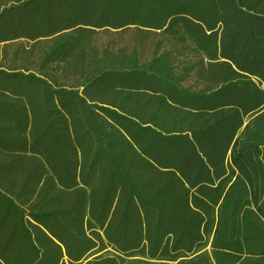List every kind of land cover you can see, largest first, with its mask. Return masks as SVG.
I'll use <instances>...</instances> for the list:
<instances>
[{"label":"trees","instance_id":"obj_1","mask_svg":"<svg viewBox=\"0 0 264 264\" xmlns=\"http://www.w3.org/2000/svg\"><path fill=\"white\" fill-rule=\"evenodd\" d=\"M0 264H264V0H0Z\"/></svg>","mask_w":264,"mask_h":264},{"label":"rangeland","instance_id":"obj_2","mask_svg":"<svg viewBox=\"0 0 264 264\" xmlns=\"http://www.w3.org/2000/svg\"><path fill=\"white\" fill-rule=\"evenodd\" d=\"M24 36H26V35H18V36H15V37H13V39H15V38H20V37H24ZM229 159H230V161L232 162V158L229 156ZM233 163V162H232ZM234 165V164H233ZM234 167H235V169H236V166L234 165ZM207 250L211 253V245H210V243L208 244V246H207ZM100 253L101 254H111L112 253V250L110 249V248H108V249H106V250H103V251H100ZM96 254H98V253H94V251H92L91 253H90V257H92V256H95ZM89 257V258H90Z\"/></svg>","mask_w":264,"mask_h":264}]
</instances>
